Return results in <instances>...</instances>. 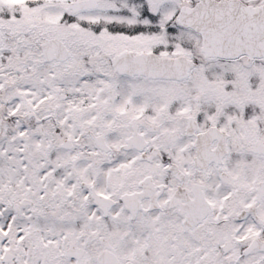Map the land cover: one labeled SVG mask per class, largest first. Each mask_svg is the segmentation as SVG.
Wrapping results in <instances>:
<instances>
[{
    "label": "snow or ice",
    "instance_id": "obj_1",
    "mask_svg": "<svg viewBox=\"0 0 264 264\" xmlns=\"http://www.w3.org/2000/svg\"><path fill=\"white\" fill-rule=\"evenodd\" d=\"M0 264H264V0H0Z\"/></svg>",
    "mask_w": 264,
    "mask_h": 264
}]
</instances>
